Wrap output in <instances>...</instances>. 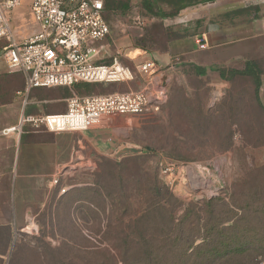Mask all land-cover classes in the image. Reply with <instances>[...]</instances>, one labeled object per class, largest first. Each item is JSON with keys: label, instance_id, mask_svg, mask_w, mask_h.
Listing matches in <instances>:
<instances>
[{"label": "rangeland", "instance_id": "374dc122", "mask_svg": "<svg viewBox=\"0 0 264 264\" xmlns=\"http://www.w3.org/2000/svg\"><path fill=\"white\" fill-rule=\"evenodd\" d=\"M107 1L116 7L105 11L110 34L101 56L106 64L117 52H165L205 23L236 27L258 21V27L246 39L201 52L195 63L205 68L204 76L194 73L195 64L184 65L182 55L173 57L162 70L167 100L159 112L103 122L105 127L128 126L130 143L140 148L136 153L94 157L90 170H85V158L73 157L54 176L41 178L30 193L28 220L12 237L3 264H122L111 257L124 253V241L141 235L165 238L170 214L179 219L178 224L188 218L200 225L213 218L222 226L236 220L241 230L253 226L264 234V15L236 2L185 0L191 6L169 18L157 14L173 12V0H157L153 14L141 6L143 0L103 3ZM239 10L238 15L221 19ZM33 25L28 0H20L9 21L14 40L30 36ZM120 60L134 71V63L123 55ZM248 64L260 77V105L253 79L242 73ZM219 69L225 71L224 80ZM3 74L0 92L7 96L0 102L19 101L21 97L11 90L22 91L24 81L18 87L21 81L9 79L7 71ZM91 85L80 95L138 90L144 79L135 73L131 82ZM75 92L69 87L31 91L29 105L23 110L21 104L19 114L62 113L65 99ZM165 169L169 171L164 173ZM155 187L160 189L159 197H154ZM211 198L218 202L209 217L204 202ZM156 200L168 201L164 210L152 209ZM190 232L185 234L189 240L196 234Z\"/></svg>", "mask_w": 264, "mask_h": 264}, {"label": "built area", "instance_id": "2783aa9c", "mask_svg": "<svg viewBox=\"0 0 264 264\" xmlns=\"http://www.w3.org/2000/svg\"><path fill=\"white\" fill-rule=\"evenodd\" d=\"M218 2H239L245 8L264 11V0ZM29 3L37 31L15 41L9 21L20 0H0L1 58L9 74H21L24 78V89L16 94L21 97L23 110L29 105L28 95L34 89L70 88L81 83L121 84L133 81L135 73L144 79V85L124 92L72 94L65 99L64 112L21 114L15 125L0 130V137L40 131L87 132L117 116L159 112L167 100V78L152 59L139 62L134 71L121 63L120 52L110 63H103L102 42L110 34L103 0H30Z\"/></svg>", "mask_w": 264, "mask_h": 264}, {"label": "crops", "instance_id": "0c3cea01", "mask_svg": "<svg viewBox=\"0 0 264 264\" xmlns=\"http://www.w3.org/2000/svg\"><path fill=\"white\" fill-rule=\"evenodd\" d=\"M29 2L30 0H28V7ZM236 3L240 4L239 2ZM252 9L264 15L263 10L259 8ZM255 23H258V21H251L236 27H222L219 23H205L204 27L198 29L194 35L173 42L165 52L145 54L140 49H134L122 55L131 63H134L135 66L143 60L152 59L159 68L163 69L170 65L173 57L179 55L184 57V65L193 63L195 66H199L195 63V59L201 52L225 45L230 40L243 37L246 39L252 36L258 27ZM32 27L34 28L33 33H35L37 31L36 24L34 23ZM103 46L104 51H107L104 44ZM142 53L145 55H142ZM5 72L4 63H0V76ZM7 77L21 81L18 87H22L24 78L21 74H8ZM35 90L38 89H34L32 92ZM19 91L20 89H12L11 94L13 92L16 95ZM3 95L4 92H0V97ZM4 96H7V94ZM52 101L58 100L53 99ZM20 105L21 101H18V98L8 102H0V130L11 127L18 122L21 116L19 114ZM7 108L12 110L5 112ZM28 112L27 114H29ZM129 131L128 126L112 125L94 128L87 132L51 133L40 131L27 132L20 136L0 137L1 264L4 263V259L7 257V249L4 247L6 244L2 238L7 233L8 239L11 240V246L15 232L26 224L30 193L35 186L41 184V178L54 176L62 168H65L73 157L85 158L88 161L85 170L88 168L90 170L93 167L91 159L94 157L115 158L129 152L136 153L140 148L130 143V139H128ZM75 138L76 142L73 140ZM3 207L6 210L5 214Z\"/></svg>", "mask_w": 264, "mask_h": 264}, {"label": "trees", "instance_id": "16d2710c", "mask_svg": "<svg viewBox=\"0 0 264 264\" xmlns=\"http://www.w3.org/2000/svg\"><path fill=\"white\" fill-rule=\"evenodd\" d=\"M205 1L215 2L218 0ZM156 3L157 0H143L141 6L148 13L153 14ZM172 4H174L173 12L168 15L163 13L157 15L173 18L179 12L191 6L192 2L173 0ZM115 7L107 1L104 3V12L106 8L115 9ZM250 8L252 7L245 9ZM240 11L226 14L221 19L224 20L232 14L238 15ZM192 68L197 76H204L206 74L205 68L195 65ZM217 71L220 78L224 80L225 71L221 69ZM242 73L253 79L254 97L257 104L260 105L258 100L259 88L261 86L259 74L254 69L253 64H248ZM91 86V84L81 83L75 84L70 88L77 91L75 92L76 95H80L81 91H86ZM160 193V189L155 187L154 197H159ZM171 199L174 200V198ZM166 201L156 200L152 204V209L156 211L164 210L169 199ZM216 202L218 200L213 198L204 202V208L209 210V217L212 216V210L216 207ZM146 209L148 207L144 210ZM144 217L145 215H143ZM168 218L170 225L165 238L158 239L141 235L129 243L124 241L126 247L124 253L119 254L118 258L112 256L111 261H121L122 264H264V234L259 232L256 227L250 226L247 230H241L236 220L226 226H222V223L214 222L213 218H209V220L200 225L199 222L196 224L190 221L188 217L189 220L186 223L182 221L178 224L179 219L175 218L174 214L168 215ZM190 231H196V234L192 235L191 240L185 235ZM197 238H199L198 242ZM2 239H4L3 241L6 244L4 247L8 250L11 240L8 239L7 233L4 234ZM129 250H134V252L129 253ZM1 262L0 260V264Z\"/></svg>", "mask_w": 264, "mask_h": 264}]
</instances>
